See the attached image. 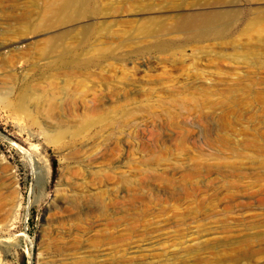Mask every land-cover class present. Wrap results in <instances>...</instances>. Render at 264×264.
<instances>
[{
	"label": "rangeland",
	"instance_id": "1",
	"mask_svg": "<svg viewBox=\"0 0 264 264\" xmlns=\"http://www.w3.org/2000/svg\"><path fill=\"white\" fill-rule=\"evenodd\" d=\"M65 1L0 0V264H264V0Z\"/></svg>",
	"mask_w": 264,
	"mask_h": 264
},
{
	"label": "bare ground",
	"instance_id": "2",
	"mask_svg": "<svg viewBox=\"0 0 264 264\" xmlns=\"http://www.w3.org/2000/svg\"><path fill=\"white\" fill-rule=\"evenodd\" d=\"M86 3H87L86 0H69V2L65 1L64 3L62 2L61 4L57 3L59 4V8L55 3H52L51 6L53 7V9H57V10H63L65 9V7L72 4L69 10L70 15L65 18L63 17L59 18L54 24L57 26H62L72 21L79 20L77 18L80 15V9L82 8V6H85ZM46 6L50 7L49 3H47ZM71 10H73V14H74L73 16L71 15ZM223 21H225L224 24H227V11L224 13H204V12L199 14L193 13L186 16L183 19L180 20L178 19L173 24L172 28L163 27V29L168 32L174 31L181 34H185L186 38L193 35L197 39H201V40L220 39L223 37V35H225L223 32ZM42 23L43 24L40 26V28L43 29L45 27V20H43ZM159 47L161 46L159 45Z\"/></svg>",
	"mask_w": 264,
	"mask_h": 264
},
{
	"label": "trees",
	"instance_id": "3",
	"mask_svg": "<svg viewBox=\"0 0 264 264\" xmlns=\"http://www.w3.org/2000/svg\"><path fill=\"white\" fill-rule=\"evenodd\" d=\"M53 170H54V166H53Z\"/></svg>",
	"mask_w": 264,
	"mask_h": 264
}]
</instances>
